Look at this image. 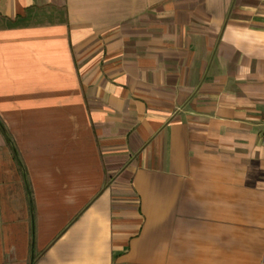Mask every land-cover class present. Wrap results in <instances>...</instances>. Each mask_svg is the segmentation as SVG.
Listing matches in <instances>:
<instances>
[{"label":"crops","instance_id":"crops-1","mask_svg":"<svg viewBox=\"0 0 264 264\" xmlns=\"http://www.w3.org/2000/svg\"><path fill=\"white\" fill-rule=\"evenodd\" d=\"M264 0H0V264H264Z\"/></svg>","mask_w":264,"mask_h":264},{"label":"built area","instance_id":"built-area-1","mask_svg":"<svg viewBox=\"0 0 264 264\" xmlns=\"http://www.w3.org/2000/svg\"><path fill=\"white\" fill-rule=\"evenodd\" d=\"M260 125H261V130L259 133V139H260L261 145L264 146V118L261 119Z\"/></svg>","mask_w":264,"mask_h":264}]
</instances>
